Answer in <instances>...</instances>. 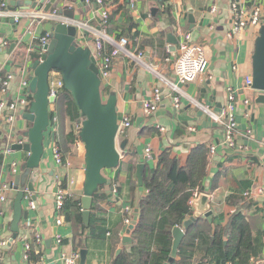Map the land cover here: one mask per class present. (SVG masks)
<instances>
[{
    "label": "crops",
    "instance_id": "1",
    "mask_svg": "<svg viewBox=\"0 0 264 264\" xmlns=\"http://www.w3.org/2000/svg\"><path fill=\"white\" fill-rule=\"evenodd\" d=\"M105 1L111 13L115 8V5L110 3L113 0ZM119 1L126 4L131 11V21L136 24L132 31L128 32L130 49L133 52L141 51L144 56L141 62L121 54L114 62L108 83L103 85L104 89L109 90L106 97L111 93L118 97L119 120L129 117L133 125L125 134L117 136L118 149L121 144L126 143V149L120 150V166L106 173V176L112 179L117 192L110 190V186L100 190L105 192L108 198L101 200L95 209L97 221L93 229L99 235H92V228L86 226L87 230L81 238L75 236L81 231L78 225L67 221L64 214L59 215L56 211L58 179H73L69 189L81 199L86 177L83 142L69 144L66 150L63 148L64 139L61 140V132L67 134L73 124L62 108L61 111L59 109L57 124L54 125L51 121L46 134L45 154L38 170L28 179L34 180L36 199L31 198L33 193L26 191L23 208L28 210L29 216L22 223L27 231L25 238L14 240L11 246H3L2 241L8 242L9 237L13 235L9 231L14 214L11 201L17 191L14 190L9 200L0 207V264H27L24 259L26 239L32 241L31 252L41 253L43 264H66L67 259L75 254L79 256L77 260L80 264L83 248L88 250L86 264H114L115 258L130 249L134 242L133 231L127 233L129 225L125 223V208L132 207V189L135 181L138 182L137 165L144 162L154 167L157 158L167 150L177 156L181 164H185L192 149L203 143L209 147L215 146L216 153L211 154L209 151L208 175L201 187V193H207L211 197L213 212L209 217H201L207 218V223L210 222L214 230L217 226H225L231 214L240 208L246 214L254 232H262L264 235V102L258 101V96L264 92L254 90L247 84V79H252L253 55L261 25L251 23L242 32H231L237 16L233 5L238 4L248 9L254 4L264 7V0H167L162 5L157 0H136L134 11L129 0ZM65 5L67 13L74 16L72 20L82 25L83 44L94 51L96 32L102 31L99 5L95 1L87 3L85 0H70ZM166 5L171 7V16L161 13ZM212 6L216 7V11H212ZM53 8L59 9V6L54 5ZM154 9L156 10L153 11ZM17 11L20 10L13 12ZM191 15L194 21H191ZM27 21L23 20L17 24L12 15L0 17V149L14 142L18 131L31 125L23 120L21 109L16 105V99L29 91L22 86L28 73L22 72L29 57H37L31 49L33 39L28 40L27 44L21 43L25 37L21 30ZM51 25V21L40 23L39 33L44 35L50 32ZM30 29L32 27L27 31ZM185 32L190 33L195 42L205 47L209 61L208 76L195 84L180 81L174 74L177 49ZM39 33L36 34L37 37L42 36ZM169 34L178 39L176 50L170 49ZM15 39L20 41L13 51H10ZM4 42L9 43L8 47ZM148 64L178 88L175 90L172 87H163L159 107L150 116L143 113L141 104L144 100L152 98L153 89L161 81L148 68ZM8 73H13V78L5 92L2 81ZM229 88L236 94L234 147L226 145L223 125L211 115L224 109L228 103ZM174 96L180 98L179 107L174 104ZM52 109L57 110L55 103L52 104ZM11 115H15L12 124L8 121ZM192 125L196 131L188 130ZM159 127H165V131H161ZM75 128L77 129V126ZM55 133L58 136V146L63 148L61 152L65 158L71 160L70 168L58 165L54 159L53 145L57 140ZM148 146L153 151L154 160L145 159ZM3 157L0 164V184L8 180L5 175L8 163L17 160L20 173L28 153L11 149V152ZM139 190L141 195L146 193L143 187L139 189L137 186L135 203L141 196ZM246 192L249 195H246ZM235 196L246 197L250 204L248 201L243 203L244 200H236V206L233 205L232 199ZM31 202L35 203L36 208L31 207ZM132 209L134 212L135 207ZM58 217L62 220L60 224L57 223ZM103 220L104 224L101 223ZM177 227H182L185 233L184 224ZM37 234L43 239L40 243L34 241V235ZM126 236H130L132 241L124 242ZM59 238L61 242H58ZM205 256V245L196 248L192 264L201 261ZM250 264H264V246L252 257Z\"/></svg>",
    "mask_w": 264,
    "mask_h": 264
},
{
    "label": "water",
    "instance_id": "2",
    "mask_svg": "<svg viewBox=\"0 0 264 264\" xmlns=\"http://www.w3.org/2000/svg\"><path fill=\"white\" fill-rule=\"evenodd\" d=\"M68 1L70 0H10L9 2L11 11L18 9L39 10L42 7L45 11H50L54 5H58L59 17L51 21L50 36L43 46L40 45V37L36 35L40 32L39 25H31V21L28 20L21 30V34H25L21 43L27 44L28 40L33 39L34 43L31 49L37 57H29L30 59L22 72L23 74L25 71L26 74L28 73V89L32 96L28 106L22 108L20 114L23 120L31 125L18 131L15 141L10 143L12 150L28 153V158L21 166V172L14 177V190L17 191V194L11 201L14 214L9 231L13 235L9 237L8 246H11L16 239L23 240L27 232L22 224L29 216L28 210L23 208L26 191L33 193L31 198L36 199L34 180L29 181L28 179L33 172L38 170L40 161L45 154L46 134L51 125L53 111L52 104L56 102V99L49 95V79L53 71L61 74L65 88L72 94L82 115V119L79 120L81 124L79 136L85 147L86 177L81 203L83 221L87 227L90 226L93 195L102 186H110V190H113L112 179L108 178L106 173L120 166L122 158L120 150L126 149V143L121 144L120 149L117 147L120 121L118 97L113 93L108 97L105 96L106 92L102 89L103 75L97 65V58L92 49L83 44L81 26L69 22L74 19V16L66 11L65 3ZM191 21H194L193 15H191ZM29 27L32 29L27 31ZM19 41L20 39H15L12 42L10 51H13ZM168 42L170 49L176 50L178 39L169 34ZM251 87L264 92V22L255 43ZM258 101L264 102V93H260ZM145 166L144 162L137 165L136 174L139 189L143 187ZM139 193L142 194L140 190ZM194 210L193 216L184 222L185 228H188L201 216L209 217L212 214L210 195L200 193L195 201ZM139 212L137 202L133 212V221L127 229L128 234L135 229L139 220ZM184 235L182 227L174 229V252L177 251ZM131 241L130 236L124 238V242ZM87 255V248H83L80 264H86Z\"/></svg>",
    "mask_w": 264,
    "mask_h": 264
},
{
    "label": "trees",
    "instance_id": "3",
    "mask_svg": "<svg viewBox=\"0 0 264 264\" xmlns=\"http://www.w3.org/2000/svg\"><path fill=\"white\" fill-rule=\"evenodd\" d=\"M157 1L162 5L167 0ZM110 3L115 5V8L108 18L106 32L115 39L127 38L128 32L136 26L131 21V11L126 4H121L119 0H113ZM171 12L170 5H166L161 11L169 16H171ZM111 48V44L107 43L106 50ZM102 89L106 93L109 92L106 88ZM55 104L57 110L51 113L52 123L57 124L58 116L63 108L73 124L67 134L62 131L60 135L61 140L64 139L63 148L66 150L69 148V144L81 140L79 120L82 119V115L72 94L65 87ZM55 135L58 143L57 133ZM0 143L2 142L0 141ZM209 148L204 143L196 146L190 152L185 164H181L178 157L173 155L170 150L163 152L157 158L154 167L146 163L143 183L146 193L141 195L137 201L140 212L138 223L132 232L134 242L130 249L123 251L115 258L114 264H192L196 248L204 245L206 256L196 264L251 263L252 257L264 246V235L262 232H254L246 214L240 208L231 214L225 226H217L214 230L211 223H207V218H199L185 229V235L177 252H173L174 229L177 226H182L187 219L193 216L194 207L190 206L188 201L196 190L202 192L201 187L208 175ZM3 156L2 149H0V164L3 162ZM63 185L66 187L65 180ZM137 186L138 182L135 181L132 189L134 195L131 200L132 208L136 204L135 190ZM102 188L103 186L93 195L90 228H92L91 234L95 236L99 235L93 229L97 221L95 209L101 200L108 198L105 192L100 191ZM232 200L235 206L236 200H244L243 203L248 201L250 204L249 199L244 196H235ZM60 212L64 214L67 221L75 222L78 225L81 231L75 236L81 238L87 230L82 216L81 199L75 195L67 196ZM101 223L104 224V220ZM30 255L33 263L38 262L41 257L40 252L33 251L30 252Z\"/></svg>",
    "mask_w": 264,
    "mask_h": 264
},
{
    "label": "built area",
    "instance_id": "4",
    "mask_svg": "<svg viewBox=\"0 0 264 264\" xmlns=\"http://www.w3.org/2000/svg\"><path fill=\"white\" fill-rule=\"evenodd\" d=\"M87 3H91L95 1L99 5V12L101 15V28L102 31H97L95 38H94V51L93 54L97 58V65L100 69V72L103 75V85L108 83V79L111 76L112 67L114 65V62L119 58L121 54H125L128 57H131L133 59L139 60L142 62V58L144 56V53L139 52H133L130 49V40L126 37H121L119 39H114L110 35L106 33V27L108 18L110 16V9L108 4L105 0H85ZM130 7L134 11L136 9V0H129ZM212 11H216V7L212 6ZM233 11L236 13L235 21L233 24V27L231 29V32L234 34H237L239 32H242L245 30L248 25L251 23L253 24H260L264 22V7H261L260 5L254 4L251 9L244 8L241 5L235 4L233 5ZM8 15H12L15 23H20L23 20H30L31 25H39L40 23L44 21H53L57 19L58 16V9H51L50 11H45L43 7L39 10L37 9H31V10H20L17 12H13L9 9V2L8 1H1L0 2V17H5ZM71 23H77L76 21L69 20ZM81 26L80 23H77ZM50 36V32H46L44 35L40 36V45L43 46L47 39ZM182 39L179 42V47L177 49L178 55L175 60L174 64V74L176 77L183 82L186 83H198L199 81H202V78L207 77L209 72V61L207 58V54L205 51V47L198 42H195L191 36L190 33L185 32L182 35ZM111 44L112 48L110 50H106V44ZM5 46L8 47V42H4ZM148 68L153 71L155 75H157L160 79V84L155 86L153 89L152 98L149 100H144L142 102V110L143 113L146 116L153 115L161 102L162 99V93H163V87H172L175 90H178L177 86L171 82L165 75L159 73L157 69L152 67L148 64ZM55 75H58L55 77ZM13 78V73H8L6 75V78L2 81L3 82V90L6 92V89L9 87L10 81ZM252 79H247V84L251 86ZM49 95L53 96L56 100L59 97L61 91L65 87L64 81L62 79V76L59 72L53 71L50 75L49 79ZM22 86L25 88H28L29 81L25 79L22 82ZM32 94L29 93H22L20 97L16 99V105L18 109H22L24 107H27L29 104V100L31 98ZM174 104L176 107H179L180 98L177 96L173 97ZM236 94L233 91L232 88L228 89V103L224 107V109L220 113H211L213 118L216 121H219L223 125L224 130V142L226 145H229L230 147L235 146V108H236ZM15 118V115H11L8 118V121L10 124H12L13 120ZM133 123L129 117H123L121 121H119V128H118V135H123L126 133L127 130H129L132 127ZM161 131H165V127H159ZM189 131H196V128L192 125L188 127ZM82 141L78 140L77 144H81ZM11 152L10 144H6L2 148V153L5 156L7 153ZM210 153L215 154L216 153V147L211 146L210 147ZM53 154L54 159L56 163L60 166H63L65 168H70L72 166L71 160L68 158H65L63 153L61 152L57 142L55 141L53 145ZM145 156L149 160H154L153 151L148 146L145 150ZM7 169L5 171V175H7L8 180L6 182H3L0 184V207L1 205H4L10 198V194L14 191V177L16 174L19 173V162L11 161L8 163ZM63 178L58 179V185H57V192H56V200H55V207L58 214H61V209L64 204V200L67 196H73L74 194L70 191L69 186L73 184V179L69 178L66 181V187L63 185ZM115 192H117L116 188H113ZM246 195H249L248 192L245 193ZM200 195V192L196 190L193 195L190 197L188 204L192 207H194L195 201ZM31 207L36 208V205L34 202H31ZM127 216L125 217V223L127 225L131 224L133 221V209L130 206H127L126 208ZM57 223H62V220L58 217ZM34 241L35 242H42L43 239L41 235L37 234L34 235ZM62 240L59 238L58 242H61ZM2 245H7V241H2ZM31 246L32 241L30 239L25 240V253H24V259L27 264H43V260L39 259L38 262L33 263L31 261ZM78 255H73L72 258L67 259L66 264H79L78 262ZM1 260V255H0Z\"/></svg>",
    "mask_w": 264,
    "mask_h": 264
},
{
    "label": "rangeland",
    "instance_id": "5",
    "mask_svg": "<svg viewBox=\"0 0 264 264\" xmlns=\"http://www.w3.org/2000/svg\"><path fill=\"white\" fill-rule=\"evenodd\" d=\"M58 75H55V77H57ZM102 88H104L103 86H102Z\"/></svg>",
    "mask_w": 264,
    "mask_h": 264
}]
</instances>
